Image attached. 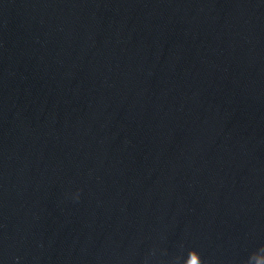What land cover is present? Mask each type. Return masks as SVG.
<instances>
[{
  "label": "water",
  "instance_id": "water-1",
  "mask_svg": "<svg viewBox=\"0 0 264 264\" xmlns=\"http://www.w3.org/2000/svg\"><path fill=\"white\" fill-rule=\"evenodd\" d=\"M0 264H264V0H0Z\"/></svg>",
  "mask_w": 264,
  "mask_h": 264
}]
</instances>
